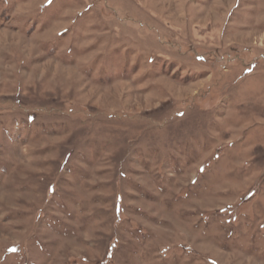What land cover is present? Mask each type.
Instances as JSON below:
<instances>
[{"label":"rangeland","instance_id":"374dc122","mask_svg":"<svg viewBox=\"0 0 264 264\" xmlns=\"http://www.w3.org/2000/svg\"><path fill=\"white\" fill-rule=\"evenodd\" d=\"M0 264H264V0H0Z\"/></svg>","mask_w":264,"mask_h":264}]
</instances>
